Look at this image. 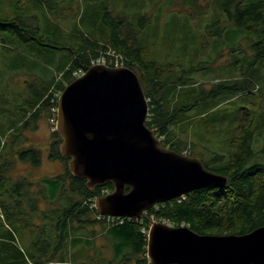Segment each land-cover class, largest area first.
Returning a JSON list of instances; mask_svg holds the SVG:
<instances>
[{
    "label": "trees",
    "instance_id": "obj_1",
    "mask_svg": "<svg viewBox=\"0 0 264 264\" xmlns=\"http://www.w3.org/2000/svg\"><path fill=\"white\" fill-rule=\"evenodd\" d=\"M15 1L23 14L11 18L0 17V32L25 43L70 49L72 60L62 71V80L49 87L40 88L35 82L27 84L28 97L24 100L28 108L3 142V147L9 148V151L25 129L35 130L42 117L55 115L53 108L58 106L57 98L52 101L55 93L62 92L77 75L86 71L101 49H111L122 55L124 66L138 74L149 103L147 125L161 138L162 145L178 152L187 150L188 142L183 141L173 127L180 123L186 112L207 99L221 95L239 96L249 93L256 86L252 77L226 79L213 83L209 88L201 86L195 98L187 90L189 87L184 78L168 76V73L171 74L168 66L149 57L146 48L138 42L137 33L130 29L131 24L126 23L125 16H114L104 7V21L100 28L106 38L101 44L100 39L84 34L80 25H76L72 35L65 33L56 23L43 28L38 15L32 14L30 3H38L48 11H54L58 10L57 0ZM222 9L234 25L249 30L253 35H260L259 40L249 37L248 47L254 51L256 59L264 58V0L248 4L241 0H224ZM146 20L147 16L140 19L141 27ZM91 27L98 30L99 26L92 23ZM207 27L210 32L214 28L216 34L225 28L221 20ZM253 137V119L245 117L238 136L231 142L233 152L229 159L219 153H214L207 162L201 159L207 168L228 176L225 187L200 188L180 198L158 203L147 210L141 219L115 217L108 220V217L97 212L95 200L112 192L114 184L107 181L90 188L85 178L76 177L69 169L70 157L61 154L62 136L55 129L52 131L53 142L48 158L64 162L65 171L63 174L42 177L37 183L36 192L31 190L33 183L26 176L13 180L7 174L9 164L5 158L0 160V225L11 227L8 233L13 239L11 229H24L29 259L19 248L18 253L21 262L26 264H85L70 261L69 256L71 250L81 243L91 244V239H84L81 234L95 224H100L112 240L113 257L106 259L105 264H152L147 256V246L153 221H168L175 226L184 224L201 234L251 232L264 225V147L255 151ZM13 153L19 161L30 163L33 167L42 164L41 152L36 147L28 146ZM221 161L223 164L217 168L209 165V162ZM129 189L126 187L127 191ZM40 199L58 205L44 211L39 208ZM5 252L8 264L17 262L16 250Z\"/></svg>",
    "mask_w": 264,
    "mask_h": 264
},
{
    "label": "rangeland",
    "instance_id": "obj_2",
    "mask_svg": "<svg viewBox=\"0 0 264 264\" xmlns=\"http://www.w3.org/2000/svg\"><path fill=\"white\" fill-rule=\"evenodd\" d=\"M57 1L58 10L54 11H48L38 3H30L32 14L38 15L43 28L56 23L65 33L72 35L76 25H80L84 34L92 35L104 44L106 34L100 26L104 21L102 15L106 7L114 16H125L126 23L131 24L130 29L137 33L138 42L146 48L149 57L167 65L171 73L168 76L184 78L189 87L187 90L194 97L201 86L209 88L217 81L252 77L256 86L249 93L210 98L186 112L180 123L173 127L178 136L188 142L184 153L197 156L205 162L214 153L224 154L229 159L233 152L231 142L238 136L245 117L253 119V149L258 152L264 147V58L256 59L254 51L248 47V38L259 40L260 35H253L249 30L234 25L222 9L224 0ZM241 1L248 4L259 0ZM15 2L0 0V17L11 18L23 14ZM143 16H147V20L141 27L139 22ZM218 20L222 21L225 28L219 34L214 33V28L210 32L207 26ZM92 23L99 26L98 30L91 27ZM106 50L101 49L99 56L92 62L106 55ZM108 55L105 61L110 63ZM99 59L103 60L104 57ZM71 60L70 49H54L35 42L25 43L17 37L0 32V160L5 158L9 164L7 174L13 180L26 176L33 183L31 190L34 192L38 190L37 183L42 177L63 174L66 167L64 162L48 158L54 131L50 118L42 117L35 130L25 129L15 146L11 147L12 153L9 148L3 147V142L28 108L24 100L28 97L27 84L35 82L41 88L62 80V71ZM28 146L40 150V167L21 162L14 155V151ZM222 164V161L209 162L211 168ZM56 205L42 199L39 201V208L44 211ZM10 228L0 225V264H8L5 250L17 251L14 253L17 262L12 264H26L21 262L18 253L19 248L29 259L27 237H23L25 231L11 229L13 239L8 233ZM81 235L84 239H91V244L83 242L78 248L72 249L70 261L102 264L106 259H112V240L100 224L89 227Z\"/></svg>",
    "mask_w": 264,
    "mask_h": 264
},
{
    "label": "water",
    "instance_id": "obj_3",
    "mask_svg": "<svg viewBox=\"0 0 264 264\" xmlns=\"http://www.w3.org/2000/svg\"><path fill=\"white\" fill-rule=\"evenodd\" d=\"M148 115L141 80L127 66L93 64L59 97L60 151L70 157V171L90 188L114 184L112 192L95 200L101 215L141 219L158 203L228 184V176L207 168L199 157L162 145L146 123ZM147 256L152 264H264V225L221 235L154 221Z\"/></svg>",
    "mask_w": 264,
    "mask_h": 264
},
{
    "label": "built area",
    "instance_id": "obj_4",
    "mask_svg": "<svg viewBox=\"0 0 264 264\" xmlns=\"http://www.w3.org/2000/svg\"><path fill=\"white\" fill-rule=\"evenodd\" d=\"M107 53L109 54L108 56V58L110 59V63H107L106 61H105V57H106V55H107ZM105 54L106 55H101L99 58H101V57H104V59L103 60H101V59H99L98 58V60L97 61H93L92 63L93 64H97V63H100V64H106V65H110V66H112V67H120V66H124V63H125V59H124V57L122 56V55H120V54H118V53H116V51H114V50H111V49H107L106 51H105ZM78 76V75H77ZM60 95H61V92H56L55 93V98H53V100L52 101H56L55 99L57 98V100L59 101V97H60ZM53 111L55 112V115H53L51 118H50V122L53 124V129L55 130V129H57V118H58V116H57V113H58V106L56 107V108H53ZM187 154V153H186ZM184 196V195H183ZM182 197V196H181ZM180 198V197H179ZM106 217H108V220H110V219H114L115 218V216H106ZM119 218V217H118ZM154 222V221H153ZM165 223H167V224H169V225H173L171 222H168V221H164ZM184 225V224H183ZM173 226H175V225H173Z\"/></svg>",
    "mask_w": 264,
    "mask_h": 264
},
{
    "label": "clouds",
    "instance_id": "obj_5",
    "mask_svg": "<svg viewBox=\"0 0 264 264\" xmlns=\"http://www.w3.org/2000/svg\"><path fill=\"white\" fill-rule=\"evenodd\" d=\"M62 93V92H61Z\"/></svg>",
    "mask_w": 264,
    "mask_h": 264
}]
</instances>
